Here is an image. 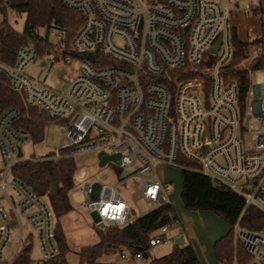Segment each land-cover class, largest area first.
<instances>
[{
  "label": "built area",
  "instance_id": "2783aa9c",
  "mask_svg": "<svg viewBox=\"0 0 264 264\" xmlns=\"http://www.w3.org/2000/svg\"><path fill=\"white\" fill-rule=\"evenodd\" d=\"M8 1L0 0V6ZM62 2L83 16L67 45L64 33L55 29L56 46L65 48L63 62H79L63 90L37 87L28 77L26 69L39 55L32 47L19 48L12 65L0 62V75L26 107L69 120L65 144L54 159L62 151L74 162L87 154H119L115 165L127 173L119 183L137 179L154 209L170 205L157 168L181 169V161L187 162L243 198L240 217L249 207L264 213V81L248 83L242 93L237 81L227 78L238 50L245 54L249 78L258 70L264 75V0L243 7L226 0ZM260 58L263 65L257 67ZM21 118L17 108L0 115V153L7 161L0 169V262L7 257L11 228L21 219L35 231L41 261L59 254L48 201L11 175L14 165L27 160L22 146L30 134L16 126ZM79 191L82 207L100 228L123 227L133 219L117 185L85 183ZM170 226L150 237V248L174 243L175 237L167 236ZM232 234L235 249L245 256L242 261L234 256L231 264H264V228L249 230L238 220ZM23 239L18 238L8 264L24 248ZM132 260L143 261L142 251L123 249L107 264Z\"/></svg>",
  "mask_w": 264,
  "mask_h": 264
},
{
  "label": "trees",
  "instance_id": "16d2710c",
  "mask_svg": "<svg viewBox=\"0 0 264 264\" xmlns=\"http://www.w3.org/2000/svg\"><path fill=\"white\" fill-rule=\"evenodd\" d=\"M4 18L0 21V62L12 65L16 53L21 47H32L38 54L47 53L51 49L48 43L50 29H58L64 33L67 45L74 33L83 23L81 13L67 9L62 0H9L2 7ZM11 11L17 15H25L22 31H16L7 21L6 13ZM238 50L227 72L228 79L237 81L242 93L249 83V66H245V54ZM262 58L256 64L263 65ZM9 108H17L22 118L16 125L30 134L34 144L42 142L45 130L43 115L37 109L26 107L19 94L13 92L7 80L0 75V115ZM62 151L59 159L54 154L30 158L11 168L12 177L24 182L37 195L45 198L54 213V233L59 254L41 264H67L65 255L69 252L65 234L59 219L71 212L69 193L74 187L75 162L65 156ZM180 169L181 199L185 209L193 211H211L220 215L231 227L239 220V224L249 230L264 228V213L255 207H249L240 217L244 209L241 196L223 186H218L210 178L191 169L187 162ZM177 216L169 204L154 209L140 217L133 218L123 227L111 226L98 229V242L84 246L78 252V264H100V259L116 255L121 250L134 251L150 249V237L162 226L172 225ZM232 231L214 243L213 250L220 264H231L233 261ZM239 253L245 254L240 247ZM148 254V252H147ZM149 258V255H148ZM12 264H32L28 247H24L15 257ZM149 264H201L194 249L187 243L182 246L173 244L171 251L160 258L151 259Z\"/></svg>",
  "mask_w": 264,
  "mask_h": 264
},
{
  "label": "rangeland",
  "instance_id": "374dc122",
  "mask_svg": "<svg viewBox=\"0 0 264 264\" xmlns=\"http://www.w3.org/2000/svg\"><path fill=\"white\" fill-rule=\"evenodd\" d=\"M226 1L233 4L237 3L240 7H243L245 4H253L258 0ZM3 6H0V21L4 18ZM6 19L16 31H22L25 19L24 14L17 15L11 11H7ZM55 35L56 30L50 29L47 37L52 50L50 56L47 54H39L36 60L28 66L26 73L31 80L36 82L35 86H44L60 91L63 90L64 84L69 82V80L76 75L79 62L76 59H71V64H65L63 62L65 48L56 46L57 40ZM51 58H55L56 61L54 64H50ZM245 66H247V63ZM249 79V87L258 85L264 81L263 72L261 70L255 71L250 75ZM250 100L251 99L248 98L247 102L249 103ZM43 119L45 121V130L42 142L34 144L29 140L22 146L23 155L26 159H38L41 156L56 154L65 144L64 131L69 124V120L46 116H44ZM3 161L7 162L0 153V169ZM75 164L74 187L69 193V201L72 210L66 216L59 219V224L65 234L66 244L69 249V252L65 255L67 264H78L77 254L80 248L94 245L98 242L96 233L98 232L99 226L95 223L94 218L82 207L85 199L79 189L85 183L117 185V191L125 199L130 215L133 218L140 217L154 210V207L143 199L140 183L137 179L130 178L123 183H119L120 179L126 177L127 173H119L118 166L115 164H107L104 167H99L95 154L79 156ZM156 171L159 180L162 182L168 194L170 205L177 216L176 222L170 226L167 236L177 235L182 226L186 242L189 243V239H192L191 245L200 263L220 264L214 254V243L229 234L233 227H231L220 215L211 211H193L184 208L180 195L182 187L180 168L162 166L158 167ZM22 227L24 238L22 246L28 247L32 264H41V255L38 249L35 231L24 219H22ZM162 237L164 238V236ZM18 238V225L12 226L10 241L5 250L7 255H11L13 248L17 246ZM204 241L211 246V249H209L205 257L202 254L200 256L195 248V246L201 247ZM173 244V242L167 241L166 243L152 247L147 251L149 255L147 260H132L130 263L149 264L151 259L167 255L169 251H171ZM234 256H236L239 261L243 260L238 248L235 249V247L233 248V257ZM114 259L115 255H111L103 257L99 262L100 264H107Z\"/></svg>",
  "mask_w": 264,
  "mask_h": 264
},
{
  "label": "water",
  "instance_id": "95a60500",
  "mask_svg": "<svg viewBox=\"0 0 264 264\" xmlns=\"http://www.w3.org/2000/svg\"><path fill=\"white\" fill-rule=\"evenodd\" d=\"M214 51H215V49H214ZM69 54L72 56H75V57L84 58V54H82V53H75V52L70 51ZM88 59L92 60V55H89ZM41 113L44 114L43 111ZM18 156L19 157L22 156V152H21L20 148H18ZM96 158H97L99 167H104L106 165V163H108V162H113L114 164H119V161H120V155L119 154L106 155L104 153H99V154H97ZM94 221H97V219L95 217H94ZM184 243H185L184 236H183L182 231H180L179 235L174 239V244L177 246H182ZM136 250L142 251L144 260L148 259V254H147V252H145L143 250V248H137Z\"/></svg>",
  "mask_w": 264,
  "mask_h": 264
},
{
  "label": "crops",
  "instance_id": "0c3cea01",
  "mask_svg": "<svg viewBox=\"0 0 264 264\" xmlns=\"http://www.w3.org/2000/svg\"><path fill=\"white\" fill-rule=\"evenodd\" d=\"M16 225H18V224H16ZM15 226V225H14ZM180 231H182V233H183V228H182V226L180 227V230H179V232ZM179 232H178V234L177 235H175L174 237L176 238L178 235H179ZM22 237L23 238V227H22V219H21V222H20V226L18 225V237ZM183 236H184V233H183ZM189 237V236H188ZM187 237V238H188ZM190 238V237H189ZM184 240H185V243H187V244H189L191 247H192V245H191V242H192V239H189V243L188 242H186V239H185V236H184ZM207 242L206 241H204V244H200L201 245V247H199V246H195V248H196V251L198 252V254H200V256H201V254L205 257L206 255H207V252H209V249H211V246L210 245H208V244H206ZM208 245V246H207ZM210 246V247H209ZM195 251V250H194ZM170 252V251H169ZM9 257H10V255L8 254L7 255V257H6V259L5 260H3V262L1 261L0 263H4V264H8V261H9Z\"/></svg>",
  "mask_w": 264,
  "mask_h": 264
}]
</instances>
